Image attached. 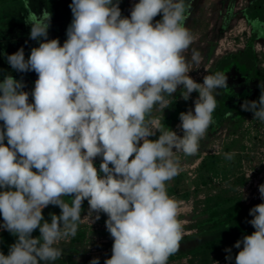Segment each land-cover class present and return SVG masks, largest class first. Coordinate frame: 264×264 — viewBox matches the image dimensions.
I'll return each instance as SVG.
<instances>
[{
	"label": "clouds",
	"instance_id": "9594fccd",
	"mask_svg": "<svg viewBox=\"0 0 264 264\" xmlns=\"http://www.w3.org/2000/svg\"><path fill=\"white\" fill-rule=\"evenodd\" d=\"M192 7V0H139L124 17L120 0H71L61 46L58 38L48 39L52 13L45 8L37 15L24 0L29 38L39 46L27 59L23 47L5 55L13 70L38 78L31 93L22 78L9 74L0 82V229L17 237L8 255L0 252V264L61 259L56 245L76 236L85 200L92 223L107 216L114 243L104 264H167L179 251L184 221L166 183L179 174L177 153H197L213 123L217 90L228 88L222 72L205 75L203 83L189 76L200 64L198 52L186 56ZM178 86L185 101L199 93L194 112L179 114L182 136L152 116L172 104ZM258 87L259 99L240 108L264 123V85ZM157 132L158 139H149ZM258 190L264 200V184ZM69 196L71 203L64 199ZM49 205L61 209L49 213L50 223L42 214ZM249 215L255 231L233 245L240 249L235 264H264V203ZM36 229L40 236L33 238ZM225 252L232 261V249ZM89 264H100L99 257Z\"/></svg>",
	"mask_w": 264,
	"mask_h": 264
},
{
	"label": "rangeland",
	"instance_id": "374dc122",
	"mask_svg": "<svg viewBox=\"0 0 264 264\" xmlns=\"http://www.w3.org/2000/svg\"><path fill=\"white\" fill-rule=\"evenodd\" d=\"M29 2L38 6L33 11L37 15L45 8L52 13L48 39L58 38L62 46L72 20L71 0ZM138 2L120 0L122 16L130 17L132 5ZM192 3L191 15L185 26L193 36V43L186 56L190 58L193 51L198 52L200 64L198 69L189 72V76L203 83L207 74H229L233 62H236L238 70L227 80V89L217 90L219 95L212 114L213 123L200 139L197 153L191 156L177 153L179 174L166 183L168 195L180 205L178 218L184 221L179 251L168 258L167 264H235V256L240 249L231 245L217 251H203L202 245L211 240H239L244 235H251L255 229L247 222L253 219L249 210L264 203L258 190V186L264 184V123L254 119L252 112L240 108L244 100H258L261 94L258 85H264V27L254 29L251 25V21L256 19L264 22V0H192ZM26 15L24 0H6L0 4V82L9 74L17 80L22 78L26 84L24 91L31 93L37 74L34 71L18 73L8 64L5 55L23 47L27 59L31 49L39 46L38 41L29 38L31 26L24 22ZM161 18L162 14L155 17L153 24ZM181 89L182 86H178L172 94L174 99L169 98L172 104L168 108L163 112L154 110L152 116L182 136L183 132L178 128L181 123L179 114L189 109L194 112V101L199 93L194 91L185 101ZM29 102H33L31 94ZM228 112L232 115H226ZM2 126L3 121H0ZM159 134L157 132L149 139H158ZM226 154L232 158L226 159ZM101 162V157L95 158L97 170ZM64 199L71 203L72 197ZM237 206H243L245 210L240 220L233 221L239 224L235 236H229L225 224L212 225L220 211ZM88 208L85 200L77 234L58 242L56 246L63 250V256L53 264H89L94 257H99L100 264H104L105 259L111 257L114 240L106 230L107 216L101 213L100 219L92 223ZM49 213L60 215L61 209L49 205L42 210L44 219L50 223ZM39 236V229L34 230L32 237ZM0 238H7L10 245L17 239L3 229H0ZM226 248L232 249V261L225 259L228 254Z\"/></svg>",
	"mask_w": 264,
	"mask_h": 264
},
{
	"label": "trees",
	"instance_id": "16d2710c",
	"mask_svg": "<svg viewBox=\"0 0 264 264\" xmlns=\"http://www.w3.org/2000/svg\"><path fill=\"white\" fill-rule=\"evenodd\" d=\"M245 208L243 206H237V207H229L225 210H222L218 213V218L214 220L212 225H221L225 224L229 236H235L236 232L238 231V225L234 223V220H240V217L242 213L244 212ZM236 239L226 238L221 241L211 240L207 241L202 245L203 251H217L224 249L227 246L234 245ZM9 246L10 242L7 238H0V252H2L4 255H8L9 253Z\"/></svg>",
	"mask_w": 264,
	"mask_h": 264
},
{
	"label": "flooded vegetation",
	"instance_id": "af4514ba",
	"mask_svg": "<svg viewBox=\"0 0 264 264\" xmlns=\"http://www.w3.org/2000/svg\"><path fill=\"white\" fill-rule=\"evenodd\" d=\"M6 0H0V4L2 2H4ZM30 3V2H29ZM30 7H31V10L32 11H35L37 9L38 6H33L31 3H30ZM24 38V37H23ZM22 39V38H21ZM31 40V39H30ZM21 41V40H19ZM16 45V44H15ZM18 45V44H17ZM16 47V46H15ZM238 70V67L236 66V62H233L232 66L230 67V70H229V74H227V80L231 79V76L235 75L234 73ZM20 73V72H18Z\"/></svg>",
	"mask_w": 264,
	"mask_h": 264
}]
</instances>
